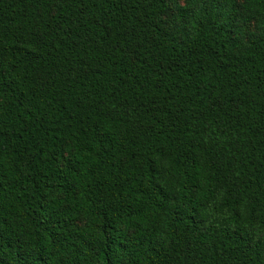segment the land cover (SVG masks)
<instances>
[{"label":"trees","instance_id":"trees-1","mask_svg":"<svg viewBox=\"0 0 264 264\" xmlns=\"http://www.w3.org/2000/svg\"><path fill=\"white\" fill-rule=\"evenodd\" d=\"M0 264H264V0H0Z\"/></svg>","mask_w":264,"mask_h":264}]
</instances>
